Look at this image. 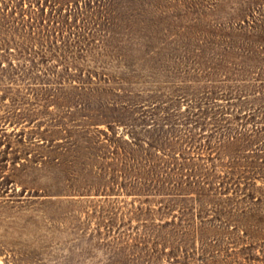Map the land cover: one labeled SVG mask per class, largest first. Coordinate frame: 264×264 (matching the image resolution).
<instances>
[{"label":"rangeland","instance_id":"374dc122","mask_svg":"<svg viewBox=\"0 0 264 264\" xmlns=\"http://www.w3.org/2000/svg\"><path fill=\"white\" fill-rule=\"evenodd\" d=\"M0 264H264V0H0Z\"/></svg>","mask_w":264,"mask_h":264}]
</instances>
